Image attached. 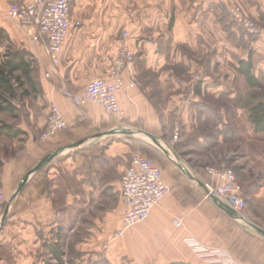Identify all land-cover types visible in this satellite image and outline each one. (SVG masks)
<instances>
[{
  "label": "crops",
  "instance_id": "1",
  "mask_svg": "<svg viewBox=\"0 0 264 264\" xmlns=\"http://www.w3.org/2000/svg\"><path fill=\"white\" fill-rule=\"evenodd\" d=\"M9 1L13 0H0V31L12 45L30 52L40 66L42 87L35 96L45 110L42 118L36 119L34 110L27 108L28 117L20 120L0 112V126L5 122L22 131L17 138L0 136V192L10 200L5 216L0 215V241L6 244L14 239L20 243L21 264H33L38 223L47 216L53 227V206L74 205L77 219H81L84 201L107 203L113 198L103 191L100 194L98 178L111 167L118 168L123 176L136 150L142 152V141L152 146L153 162L161 167L170 194L154 207L147 221L110 242L122 228L126 210L122 180L111 181L108 185L119 191L118 202L107 205L102 219L93 215L90 243L86 239L79 242L75 264H216L197 251L195 242L210 252L229 255L233 264H264V216L255 214V210L264 209V185L248 186V210L237 214L206 198L207 181L200 182L201 189L196 188L195 182L200 180L174 158L162 138L174 115H186L188 96L183 90L188 75L195 70L205 72L203 90L211 81L219 117L222 91L213 80L219 78L220 65L231 64L235 70L228 82L232 115H249V107L239 106L241 93L235 89L236 78L247 88L242 96L246 97L249 89H260L263 95L257 102L264 103V0H236L259 28L260 34L255 36L241 28L240 35L230 28L220 16L218 0H77L73 16L83 25L69 33L58 68L52 66L45 42H32L29 29L7 18ZM124 33L129 37L124 38ZM122 47L135 53V66L122 74L126 88L119 95V106L125 118L116 122L93 102L77 106L72 96L94 79L110 77ZM249 56L258 81L255 86L237 72L239 61H248ZM45 71L50 77L44 75ZM133 80L136 85L130 88ZM53 104L61 109L68 128L43 142L40 135ZM162 104L165 107L157 106ZM137 122L143 131L130 128ZM251 126L254 129L253 123ZM140 133L152 136H147L151 142L138 137ZM39 166L40 170L33 172ZM63 176L78 182L76 189H81L84 181L93 182L92 198L85 199L79 191L58 203L66 186ZM177 218L184 222L181 228L174 225Z\"/></svg>",
  "mask_w": 264,
  "mask_h": 264
},
{
  "label": "rangeland",
  "instance_id": "2",
  "mask_svg": "<svg viewBox=\"0 0 264 264\" xmlns=\"http://www.w3.org/2000/svg\"><path fill=\"white\" fill-rule=\"evenodd\" d=\"M218 1L220 2L218 7L220 16L229 23L230 28L238 30V34L241 35L243 31L236 23L234 17L230 15L227 7L220 0ZM10 3L9 1V4ZM222 5L226 9H223L221 7ZM245 16L252 20L248 15L245 14ZM16 51L27 52L25 49L17 48L15 45H12L10 39L0 31V59L7 55H14ZM27 60L32 61V67L35 68L34 79L40 84V87H42V82L40 81V66L33 59L32 54ZM51 64L54 66L52 61ZM58 66L59 65H55L56 68H58ZM234 72V67L231 64L226 66L220 65L219 78L218 80H213L215 81L214 85L219 84L222 91L219 102L222 107V114L220 117L215 113L218 103L213 99L215 92L214 89L211 88V81L203 90V84L206 83L203 81L205 72L202 74L195 70L192 74L188 75V85L183 90L188 96L184 103V111H187L185 112L186 115L183 118L174 115V117L168 121L169 125L165 128L168 129V132L163 133L162 138L165 139L168 148L172 149L174 158L192 169L200 180L199 182H195L196 188L201 189L200 182L208 181L205 175V170L208 166L217 168L230 167L235 170L236 175L239 177L246 199L247 191L249 193V189H247L249 188L248 186L253 184L256 186L264 185V134H259L254 131L251 126L252 123L245 113L239 112L237 114L235 113V115L231 114L229 93L232 89L228 82L231 76L230 73ZM44 73L46 76L47 72L45 71ZM19 76H21V73L17 72L14 78ZM235 85V89L241 93L237 100L239 106L242 108H248L251 102L256 103L262 98V91L256 88L249 89L246 97L242 96V93L247 88L244 87L243 83H241L238 78L235 80ZM30 88L31 86L29 85H26L25 88H19L17 90V97L15 99H10V102L17 111L15 110V113L3 111V114L6 115L5 113H8L15 120H20L21 118L26 119L28 117L27 108H32L35 112V118H42L45 112L44 106L38 104L35 92L31 94L30 97L23 95V91L25 89L30 90ZM203 92L205 96L200 97ZM4 96L8 97L7 94H4ZM164 105L165 104L157 106L165 107ZM170 122L173 124L172 127ZM1 123L5 124V122ZM132 127L143 131L140 122H137L134 126H130V128ZM138 137L143 138L146 142H151V139L143 133H140ZM140 148L142 150L141 153L153 161L152 146L142 141ZM164 160L169 163L167 158L163 157V161ZM121 176L122 171H119L116 167H111L101 178H98L100 194L103 195V191L104 195H110L113 198L108 200L110 203H106V201H100V203L84 201L82 204L84 216L81 217V219H77L74 205H70L69 207L65 205L63 208L53 206V213L51 215L53 227L50 226V217L47 216L42 223H38V230L36 232L37 249L36 252L32 250L34 256L33 264H75V259L78 257L77 247L79 246V242H84V239H86L87 243H90L89 239L93 227L95 226V221L92 218L93 215H98L100 219H102L107 205L118 202V197L120 196L119 191L116 190V187H112L108 184L112 183L111 181L113 180L121 182ZM62 181L65 182L66 186L64 190L61 191L60 198L57 201L58 203L65 202L66 196L68 195L74 196L75 193L78 195L79 191L82 192L85 199L89 200V198H92L94 193L92 187H95V184L93 182L91 183L90 180L84 181L83 183L85 185L81 189L75 188L78 182H73L72 177L68 178L63 176ZM187 182L192 184L188 180ZM85 186L87 187L85 188ZM35 195L34 193L33 196ZM247 210L248 206L245 211L247 212ZM252 212L254 213L253 210ZM255 214H259L263 217L264 209L255 210ZM0 215L4 217V211ZM50 245L55 246L56 249L60 251L62 254V261L57 260L51 250L48 251L47 247ZM19 247L20 243L14 239L6 242V244L0 241V264H21L23 258L20 257L18 251Z\"/></svg>",
  "mask_w": 264,
  "mask_h": 264
},
{
  "label": "built area",
  "instance_id": "3",
  "mask_svg": "<svg viewBox=\"0 0 264 264\" xmlns=\"http://www.w3.org/2000/svg\"><path fill=\"white\" fill-rule=\"evenodd\" d=\"M77 0H17L8 7L7 18L18 23L21 27L32 32V42H45L47 52L53 65H59L62 49L72 29H81L82 21L73 16L74 4ZM228 9L236 23L251 35L260 34L257 25L245 16L242 6L235 0H220ZM124 38L129 34L124 33ZM135 53L122 47L114 60L110 77L96 78L88 86L72 96L73 103L83 107L93 102L103 108L105 112L117 122H123L125 113L119 106V95L125 91L126 85L122 74L132 70L135 66ZM46 77H50L47 73ZM136 85L133 80L132 88ZM45 130L40 139L43 142L51 140L68 128L61 109L51 105ZM129 167L121 180V195L125 213L122 228L111 236L110 242L120 240L126 231L147 221L157 205L169 194L170 187L163 179V171L150 158L142 153H135L131 157ZM206 174L210 180L205 184L206 198L213 199L224 206H228L237 214L247 209V201L239 177L230 167L217 168L208 166ZM10 205L6 194L0 192V214ZM174 225L181 228L182 219H174ZM197 251L206 259L216 264H233L229 255L223 256L217 252H210L208 248L195 242Z\"/></svg>",
  "mask_w": 264,
  "mask_h": 264
},
{
  "label": "trees",
  "instance_id": "4",
  "mask_svg": "<svg viewBox=\"0 0 264 264\" xmlns=\"http://www.w3.org/2000/svg\"><path fill=\"white\" fill-rule=\"evenodd\" d=\"M15 2H17V0L11 1L10 5H13V3ZM29 56H31L30 52L16 51L14 55H7L6 57L0 59V112H16V109L14 105L10 102V99H15L17 97V90L19 88H25L26 85L31 86L30 90L25 89L23 91V95L27 97H29L30 94L33 92H40V84L34 79L35 68L32 67V61L27 60ZM252 69V59L249 56L248 61H239V67L237 68V72L245 76L250 85L255 86L258 85V81L252 73ZM17 72L21 73V76L14 78ZM4 94H7L8 97L4 96ZM248 110V118L254 124V131L259 134L264 133V103H253L252 105H250ZM21 134L22 131L15 130L12 126L6 124H2L0 126V136H6L8 138H17ZM135 153L141 152L137 149ZM1 165L2 162L0 161V166ZM205 175L208 178L207 182H209V175ZM47 249L48 251L51 250L53 252V255L57 260L62 261V254L58 249H56L55 246L50 245L47 247Z\"/></svg>",
  "mask_w": 264,
  "mask_h": 264
},
{
  "label": "water",
  "instance_id": "5",
  "mask_svg": "<svg viewBox=\"0 0 264 264\" xmlns=\"http://www.w3.org/2000/svg\"><path fill=\"white\" fill-rule=\"evenodd\" d=\"M127 133H128V132H127ZM146 136H148V137H152V136H150V135H146ZM40 168H41V166L36 167L35 170H34L33 172H37V171H39ZM20 191H21V188H20L19 191L16 193V195L12 198L13 200H14V198L19 194ZM213 199H214L215 201H217V199H216L215 197H213Z\"/></svg>",
  "mask_w": 264,
  "mask_h": 264
}]
</instances>
